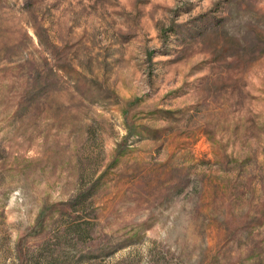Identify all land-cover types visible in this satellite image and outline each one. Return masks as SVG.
Here are the masks:
<instances>
[{
  "label": "rangeland",
  "instance_id": "374dc122",
  "mask_svg": "<svg viewBox=\"0 0 264 264\" xmlns=\"http://www.w3.org/2000/svg\"><path fill=\"white\" fill-rule=\"evenodd\" d=\"M0 264H264V0H0Z\"/></svg>",
  "mask_w": 264,
  "mask_h": 264
},
{
  "label": "trees",
  "instance_id": "16d2710c",
  "mask_svg": "<svg viewBox=\"0 0 264 264\" xmlns=\"http://www.w3.org/2000/svg\"><path fill=\"white\" fill-rule=\"evenodd\" d=\"M96 184H97V181H95L91 186H90V190H89V192H88V194L87 195H85V196H82L81 197V195L78 197V201L77 202H79V201H81L82 199H84V198H90V196H92V192L94 191V189H95V187H96ZM81 197V198H80ZM72 203H74V202H72Z\"/></svg>",
  "mask_w": 264,
  "mask_h": 264
}]
</instances>
